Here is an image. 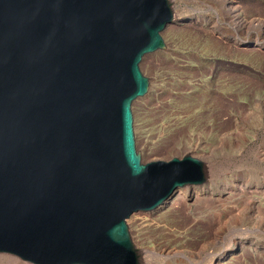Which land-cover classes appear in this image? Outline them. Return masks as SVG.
<instances>
[{
    "label": "water",
    "instance_id": "1",
    "mask_svg": "<svg viewBox=\"0 0 264 264\" xmlns=\"http://www.w3.org/2000/svg\"><path fill=\"white\" fill-rule=\"evenodd\" d=\"M167 0H0V253L138 264L126 219L203 182L188 155L141 163L131 103Z\"/></svg>",
    "mask_w": 264,
    "mask_h": 264
},
{
    "label": "rangeland",
    "instance_id": "2",
    "mask_svg": "<svg viewBox=\"0 0 264 264\" xmlns=\"http://www.w3.org/2000/svg\"><path fill=\"white\" fill-rule=\"evenodd\" d=\"M167 1L165 49L138 64L134 146L143 164L187 154L207 181L198 203L133 214L129 237L146 264H264V0Z\"/></svg>",
    "mask_w": 264,
    "mask_h": 264
},
{
    "label": "bare ground",
    "instance_id": "3",
    "mask_svg": "<svg viewBox=\"0 0 264 264\" xmlns=\"http://www.w3.org/2000/svg\"><path fill=\"white\" fill-rule=\"evenodd\" d=\"M224 3V2H222ZM225 7V5H224ZM223 8V7H222ZM235 9V8H234ZM223 10V9H222ZM236 11V10H235ZM237 12V11H236ZM226 13H228L229 15L232 13V9L231 8H227V5H226ZM174 13L172 12V19H175L174 17ZM230 18V17H229ZM233 18V17H232ZM239 19V18H238ZM185 20V19H184ZM234 19H232V23L233 24H237V26L239 25V27H243L245 26V28L247 27H253V22H243V20L241 21H233ZM173 21V22H172ZM175 21L174 20H171L167 25L171 24V23H174ZM181 23V22H179ZM242 23V24H240ZM256 23V22H255ZM258 24V22L256 23ZM264 25V24H263ZM236 26V25H235ZM259 26V29L261 28V25H258ZM241 29V28H240ZM171 30L170 27L168 28L167 26V29L166 31H169ZM165 49V48H164ZM149 87V86H148ZM147 87V92L139 97V98H142L144 97L147 93H148V90L149 88ZM137 99V98H136ZM135 99V100H136ZM132 126H133V122H132ZM132 129L134 130V128L132 127ZM201 147V146H200ZM199 148V147H197ZM200 149V148H199ZM191 152V151H190ZM203 153V152H202ZM201 154V153H200ZM187 155V154H186ZM204 167V166H203ZM204 172H205V175H204V178H203V182L198 184V185H186V186H183L181 188H176L171 194H169L167 196V198L161 203V205H159L158 207H156L153 211V213H161V212H164V211H167L171 208V205L172 204H178L182 199H186V198H189L191 200V202L193 204L195 203H198L200 202L203 198L200 197V193L203 191V188H199L197 186H201L203 185L204 183H206L207 181V176H206V170H205V167H204ZM189 186V187H188ZM207 187V186H206ZM210 191V190H209ZM254 192V191H253ZM252 193V192H251ZM259 199V198H258ZM206 200V199H205ZM175 206V205H174ZM151 212V211H149ZM136 213H144V212H136ZM136 213H132L127 219L125 222H127V220L133 215V214H136ZM162 214V213H161ZM136 223V222H135ZM127 224V223H126ZM131 240V239H130ZM133 242V241H132ZM131 242V243H132ZM133 247L135 248L134 244L132 243ZM136 249V248H135ZM137 251V254L139 255L140 252L138 249H136ZM217 259V258H216ZM215 260L213 259H210L208 262H206V264H216L214 263ZM217 261V260H216ZM219 263V262H218ZM217 263V264H218ZM0 264H30L28 262H24L20 259H18L17 257L15 256H12V255H8V254H3V253H0ZM138 264H146L145 263V260L144 259H141L140 255H139V260H138Z\"/></svg>",
    "mask_w": 264,
    "mask_h": 264
}]
</instances>
